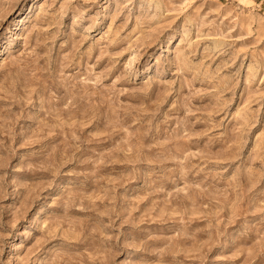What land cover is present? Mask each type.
Instances as JSON below:
<instances>
[{"label":"rangeland","instance_id":"rangeland-1","mask_svg":"<svg viewBox=\"0 0 264 264\" xmlns=\"http://www.w3.org/2000/svg\"><path fill=\"white\" fill-rule=\"evenodd\" d=\"M0 264H264V0H0Z\"/></svg>","mask_w":264,"mask_h":264}]
</instances>
